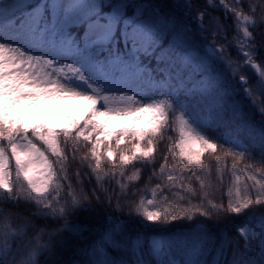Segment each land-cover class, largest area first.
Listing matches in <instances>:
<instances>
[{"label":"snow or ice","instance_id":"obj_1","mask_svg":"<svg viewBox=\"0 0 264 264\" xmlns=\"http://www.w3.org/2000/svg\"><path fill=\"white\" fill-rule=\"evenodd\" d=\"M195 7L0 0V264H264V0Z\"/></svg>","mask_w":264,"mask_h":264},{"label":"trees","instance_id":"obj_2","mask_svg":"<svg viewBox=\"0 0 264 264\" xmlns=\"http://www.w3.org/2000/svg\"><path fill=\"white\" fill-rule=\"evenodd\" d=\"M204 3H205V0H195V4L197 5V7L192 9V15H196L198 10L203 9ZM212 15L219 16V15H221V13L220 12H213ZM205 26L207 27V25H205ZM209 37H211V36H209ZM257 39H260V37H257ZM168 135H171V136H173V138H175L174 133L170 132V133H168ZM168 142L169 141H161L160 142L159 147H158V153L163 152V150L166 146V143H168ZM224 148L226 149L227 145H224ZM220 154L222 155V152ZM205 159L210 165L214 164V160L211 156H206ZM158 163H159V160H158ZM137 167H139V165H137ZM81 171L83 173L84 170H81ZM148 175H149V170L143 169L142 170V176H141L140 180L138 182H136L135 188L131 189L132 191L141 190V191H137V195L135 197V199L137 201L141 197L150 198V196H151L150 188L154 187L155 184L158 182L156 180H153L151 185L148 186L149 190H145V185L148 183ZM226 183H227V181H226ZM94 185H95L94 177H93L91 183L87 179H85V182L83 185L84 191L87 193H91ZM103 187L114 189L115 185L105 184ZM215 195H216L217 201H219L220 200V193L217 192ZM157 198L159 199V196ZM172 199H173V197L169 194V200L171 201ZM224 203H226V199L224 200ZM255 210H256L257 214H260L261 212H264V206H258ZM125 211H127V209H125ZM220 219L222 220V227L227 230L229 237L234 239L236 236V233L234 231V225L239 224V222L241 220L245 219V217L243 215L240 217H233L231 220H228V221H225L223 219V217H221ZM177 223H179V222H177ZM209 259H211V257H209Z\"/></svg>","mask_w":264,"mask_h":264},{"label":"rangeland","instance_id":"obj_3","mask_svg":"<svg viewBox=\"0 0 264 264\" xmlns=\"http://www.w3.org/2000/svg\"><path fill=\"white\" fill-rule=\"evenodd\" d=\"M211 39H212V37H209V40H211ZM231 55L233 56V58H236L235 50L231 51ZM68 113L73 114V115L77 114L75 109H68V110H66V112L57 111L56 115L57 116H63V115L68 114ZM256 119L259 120L258 115H257ZM142 123H143V121H142Z\"/></svg>","mask_w":264,"mask_h":264}]
</instances>
